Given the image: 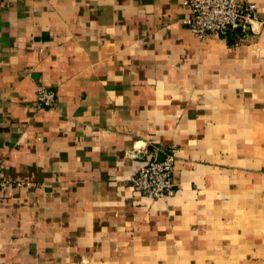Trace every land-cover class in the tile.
I'll return each instance as SVG.
<instances>
[{
  "label": "crops",
  "instance_id": "0c3cea01",
  "mask_svg": "<svg viewBox=\"0 0 264 264\" xmlns=\"http://www.w3.org/2000/svg\"><path fill=\"white\" fill-rule=\"evenodd\" d=\"M252 1L248 34L200 40L183 0H0V264H264ZM172 146L173 194L136 192Z\"/></svg>",
  "mask_w": 264,
  "mask_h": 264
},
{
  "label": "built area",
  "instance_id": "2783aa9c",
  "mask_svg": "<svg viewBox=\"0 0 264 264\" xmlns=\"http://www.w3.org/2000/svg\"><path fill=\"white\" fill-rule=\"evenodd\" d=\"M189 11L184 25L200 40L212 36L230 38L240 28L243 33L253 29L257 19L258 5L252 0H183ZM57 103L56 91L41 84L38 87L35 106L53 108ZM163 160H159L160 150L154 148L148 160L131 179L132 188L151 199L163 200L174 192L173 175L177 163L176 147L172 146L162 152ZM4 165H0V193L14 182L3 175Z\"/></svg>",
  "mask_w": 264,
  "mask_h": 264
},
{
  "label": "water",
  "instance_id": "95a60500",
  "mask_svg": "<svg viewBox=\"0 0 264 264\" xmlns=\"http://www.w3.org/2000/svg\"><path fill=\"white\" fill-rule=\"evenodd\" d=\"M237 31H242V30L239 28ZM163 158H164V155H161V156L159 157V160H163Z\"/></svg>",
  "mask_w": 264,
  "mask_h": 264
}]
</instances>
